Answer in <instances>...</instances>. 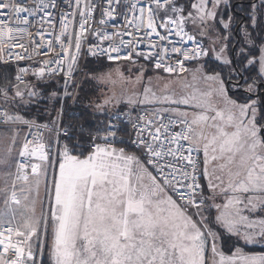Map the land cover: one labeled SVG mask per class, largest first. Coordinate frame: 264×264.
Returning <instances> with one entry per match:
<instances>
[{
  "label": "rangeland",
  "instance_id": "obj_1",
  "mask_svg": "<svg viewBox=\"0 0 264 264\" xmlns=\"http://www.w3.org/2000/svg\"><path fill=\"white\" fill-rule=\"evenodd\" d=\"M186 1L189 21L194 20L206 45L204 60L180 76L160 71L147 75L141 62L115 64L88 75L86 87L98 112L137 107L188 120L193 125L188 144L202 149L201 172L208 180V186L203 184L205 205L199 211L178 206L144 168L129 183L103 176L88 160L53 149L56 139L44 140L28 177L14 180L18 126L26 122L15 118L9 121L13 129L0 133V211L4 208L3 218L11 209H18L21 218L39 216L33 232L22 221L20 264H42L44 257L52 264H264V253L244 252L236 245L264 247V140L257 122L262 103L258 97L243 103L230 97L221 74L211 70L217 64L233 73L215 29L226 0ZM256 54L248 64L263 77L264 45ZM247 90L254 93L253 86ZM62 156L61 167L57 160ZM69 210L78 214L77 228L63 221ZM220 233L236 246L230 255Z\"/></svg>",
  "mask_w": 264,
  "mask_h": 264
},
{
  "label": "built area",
  "instance_id": "obj_2",
  "mask_svg": "<svg viewBox=\"0 0 264 264\" xmlns=\"http://www.w3.org/2000/svg\"><path fill=\"white\" fill-rule=\"evenodd\" d=\"M187 26L178 0H0V67L13 66L18 85L28 76H61L64 83L74 79L76 87L85 61L98 58L106 64L140 59L166 75H182L206 55ZM8 126L0 104V129ZM23 128L17 181L28 177L46 135L56 140L67 135L60 116L53 124L29 121ZM190 131L186 120L170 115L119 112L105 118L104 131L87 143V160L95 172L126 183L143 166L178 205L197 210L204 198ZM23 245L15 224L0 226L2 264H20Z\"/></svg>",
  "mask_w": 264,
  "mask_h": 264
},
{
  "label": "trees",
  "instance_id": "obj_3",
  "mask_svg": "<svg viewBox=\"0 0 264 264\" xmlns=\"http://www.w3.org/2000/svg\"><path fill=\"white\" fill-rule=\"evenodd\" d=\"M178 2L183 4L185 8L187 7L188 1L178 0ZM249 7L250 6L248 5H244L238 6L236 9L237 11L244 13V16L246 17V20L242 23V26L238 31L240 43L237 45V49L242 48L244 43L247 42V40H253L256 44L255 49L257 51V49H259L260 46L264 43V11H262L261 8L257 6H255L254 9L250 7L251 10L249 9ZM220 10L221 9H219V11ZM254 10L255 12H253ZM256 11H258L261 15H258V17L255 19L253 15L254 13L256 14ZM216 20L218 23L217 28L222 31L219 26V21L221 20L220 15ZM237 21H239L238 18L236 19V22ZM199 39L201 40V38ZM233 42L234 37H232V40L228 45V50H230V47ZM138 62H141L145 65V67L147 68L145 69L147 75H150V73L154 71H158L154 70L149 63L140 59L136 60L133 63L126 64H134ZM235 62L236 66H238L239 71L243 70V72L245 73V71L247 70L246 65L243 64L242 61L238 62V57L236 58ZM113 65L115 64H106L101 58L95 60H86L83 65V73H81L76 91L73 95L72 91L74 90L73 86L75 85L74 79H72L70 84L65 88L63 87V78L61 76H53L41 80L34 79L32 76H28L23 85H18L14 82L13 79L15 68L13 66L0 67V104L6 110L7 119L11 122L14 121L15 118H18V120H24L26 122L30 121L42 124H53L54 120L60 116L61 127L67 130V135L58 138V144L56 145L58 147L57 150L62 151L61 155L66 153V156L74 157L79 160L83 159L86 162L88 156L87 143L94 135L100 134L104 131V120L108 116L115 115L119 112H123L130 116H135L140 112H145L148 114H161L159 112H148L143 109H138L137 107H119L115 109L104 108L100 112L94 109L92 101L90 100L92 96V94L90 93L91 91L86 87L90 83L88 75H98L100 73H104ZM211 67L212 71L220 69L217 64L212 65ZM248 69L251 70H248V72L246 71V76L247 73H249L248 75L255 74L256 71L254 70L256 68L254 66H249ZM248 83L249 81L243 82V84L246 85ZM229 96L234 98L235 95L230 94ZM253 98L254 97H248V95L243 97H237L238 102L240 103H243ZM259 110L261 112L262 118L260 117L257 122L259 126H261L264 124L263 104L259 106ZM12 129L13 128H11V126H8L0 129V132L2 133ZM18 129H20L22 135L24 131L23 126H18ZM57 161V163H59L60 158ZM143 168V166H140L139 170L141 171ZM103 176L111 175L103 174ZM111 177L118 179L114 176ZM202 182L203 180L200 176V184ZM201 188L203 195L205 196V187L203 183L201 184ZM221 235L223 250L226 251L225 254L230 255L231 252L236 248V246L228 245L226 243L228 240L227 236L225 237L224 234ZM236 245L244 252L264 253V247L247 246L242 245L240 243ZM42 264H52V262H50L46 257H44L42 259Z\"/></svg>",
  "mask_w": 264,
  "mask_h": 264
},
{
  "label": "flooded vegetation",
  "instance_id": "obj_4",
  "mask_svg": "<svg viewBox=\"0 0 264 264\" xmlns=\"http://www.w3.org/2000/svg\"><path fill=\"white\" fill-rule=\"evenodd\" d=\"M257 3V5H256ZM244 5H248L250 7H252V9L255 8V6L261 8L262 11H264V0H249V1H242V0H226V3L220 7V11H219V15H220V21L225 23L228 27L226 29H224L220 24V28L222 29V31H220L219 28H217V20L215 21V29L218 31V35H219V41L221 42L220 47H224L225 46V50L227 53V57L229 58V62H230V67L231 70L233 71V73L231 74L226 68L223 70L222 68H220L218 70V73L221 74L220 76L222 77L224 83L226 84V88L228 90L229 95H235L234 97L237 99V97H243L248 95V97L250 95H254L257 94L258 98L261 101V97H260V93L263 92V96H262V100L264 102V81L262 80V78H264V74L263 77L260 76L259 74H257L255 72V74H250L247 73L246 76V71L248 72L249 66H254V64H248L250 62V60L257 56L258 54L255 47L256 44L254 43V41L252 40H247V42L244 43L242 48L237 49V45L240 43V38L238 36V31L240 30L242 23L246 20V17L244 16V13L237 11V7L238 6H244ZM189 5L187 4V7ZM186 7V19L189 21L190 17H192L191 15V9L187 10ZM249 7V9H250ZM251 10V9H250ZM255 12V10L253 11ZM189 18H188V16ZM259 14L258 11H256V14L254 13L253 17L256 19L258 17ZM239 19V21L236 22V19ZM194 20L189 21L191 23V26L194 27L195 31L193 28H190L188 26V30L189 32L196 38H198L200 34L197 31V26L195 24V22H193ZM188 24V22H187ZM224 30V31H223ZM196 33H194V32ZM245 35V34H244ZM232 37H234V42L230 47V50H228V45L230 44ZM200 38V37H199ZM202 42H203V38H201ZM204 43V42H203ZM205 45V43H204ZM264 45V43H263ZM206 46V45H205ZM262 46V45H261ZM237 49V51H236ZM253 56V57H252ZM238 57V62L242 61L243 64L246 65V71L245 73L243 72V70L239 71L238 66H236V58ZM241 58V60H240ZM217 71V70H216ZM255 71V70H254ZM245 81H249V83L243 84V82ZM238 82L239 85L237 84ZM245 87H254V93L250 94V92H248L247 88ZM263 102H261L263 104ZM185 120V119H184ZM189 124V126H193L188 120H186ZM261 126H264L261 125ZM201 143L199 142L198 145H200ZM201 147L200 150H198V155H199V159H200V167L202 166V155H201ZM201 177L203 180V184L205 186H208V184L205 181H208L206 179V177L202 174L201 172Z\"/></svg>",
  "mask_w": 264,
  "mask_h": 264
},
{
  "label": "crops",
  "instance_id": "obj_5",
  "mask_svg": "<svg viewBox=\"0 0 264 264\" xmlns=\"http://www.w3.org/2000/svg\"><path fill=\"white\" fill-rule=\"evenodd\" d=\"M1 133V132H0ZM48 139H50V137L49 138H47V140ZM43 144L44 143H42V146H43ZM46 146L48 145V141H47V143L45 144ZM43 147H41V149H42ZM64 159H65V157L63 158V156L62 157H60V162H59V164L61 165V167L63 166V161H64ZM41 163V162H40ZM42 164H43V162H42ZM61 167H60V170H61ZM61 184V177H58L57 178V183H56V188H58L59 189V191L61 192V189H62V185H60ZM72 194H74V191L72 192ZM14 206V205H13ZM12 210V209H11ZM10 210V212H9V214H8V216L6 217L5 216V218H3L4 217V208H2V211H0V219L2 220L1 222H0V226H2V225H4V223L7 225V224H15L16 225V227L18 228V236L21 238V239H23L22 238V236L21 235H25V234H23V232H21L20 231V229L21 228H23V227H25V225H23V223H22V221L23 220H26L27 221V225H26V228L28 229V230H31V232H33V230L34 229H36L37 228V226H38V224H39V216L38 215H35V216H28V217H24V218H21V214L20 215H18V209H15L14 211H11ZM37 212H38V214L40 213V210L38 211L37 210ZM75 212V211H74ZM74 212L72 211V210H69V211H67L66 212V214L65 213H63V221L65 220V221H67V222H70V223H73L74 224V227L73 228H77V226H78V224H76L77 223V220L76 219H78V214H77V217H76V215L74 214ZM19 213H21V212H19ZM65 214V215H64ZM55 218V217H54ZM76 220V223L74 222ZM3 221H5V222H3ZM7 222H9V223H7ZM24 240V239H23Z\"/></svg>",
  "mask_w": 264,
  "mask_h": 264
},
{
  "label": "water",
  "instance_id": "obj_6",
  "mask_svg": "<svg viewBox=\"0 0 264 264\" xmlns=\"http://www.w3.org/2000/svg\"><path fill=\"white\" fill-rule=\"evenodd\" d=\"M239 83H240V82H238L237 84L239 85ZM257 96H258L257 94L250 95V97H254V98H257ZM262 96H263V92L260 93L261 102H263V100H262ZM260 134H261L262 139L264 140V126H261Z\"/></svg>",
  "mask_w": 264,
  "mask_h": 264
},
{
  "label": "bare ground",
  "instance_id": "obj_7",
  "mask_svg": "<svg viewBox=\"0 0 264 264\" xmlns=\"http://www.w3.org/2000/svg\"><path fill=\"white\" fill-rule=\"evenodd\" d=\"M83 73V72H82ZM68 109H69V107H68ZM63 119V118H62ZM15 162H17V157H16V161Z\"/></svg>",
  "mask_w": 264,
  "mask_h": 264
}]
</instances>
